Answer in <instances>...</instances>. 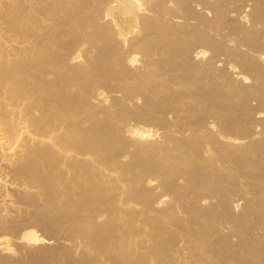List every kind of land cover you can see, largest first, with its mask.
I'll list each match as a JSON object with an SVG mask.
<instances>
[{"label": "bare ground", "instance_id": "6f19581e", "mask_svg": "<svg viewBox=\"0 0 264 264\" xmlns=\"http://www.w3.org/2000/svg\"><path fill=\"white\" fill-rule=\"evenodd\" d=\"M0 264H264V0H0Z\"/></svg>", "mask_w": 264, "mask_h": 264}, {"label": "rangeland", "instance_id": "374dc122", "mask_svg": "<svg viewBox=\"0 0 264 264\" xmlns=\"http://www.w3.org/2000/svg\"><path fill=\"white\" fill-rule=\"evenodd\" d=\"M115 15H116V17H117V19H118V22L119 23H121L122 25H125L126 24V17H125V15H124V12H123V10H119V11H115ZM208 51H206L205 53H207ZM208 54V53H207ZM254 101H257V100H253L252 102L253 103H255V105L256 104H258L257 102H254ZM259 112L261 113V114H263V111L260 109L259 110ZM133 122V121H132ZM129 131L130 132H134V133H138V134H143V135H150V136H153L154 135V132H153V130H151L152 129V127H149L148 125H143V123H136V122H133L129 127ZM152 133H153V135H152ZM14 199V198H13ZM15 200V199H14ZM12 204H15L14 202H13V200H12ZM30 220H32V219H26L25 220V222L23 223L24 224V227L26 226H28L27 227V229L25 228V230L26 231H31V232H33V233H35V234H40V235H42L43 234V231L41 230L40 231V228L38 227L37 228V225L35 224L34 225V222L33 221H30ZM32 222H33V224H32ZM27 225H26V224ZM30 223V224H29Z\"/></svg>", "mask_w": 264, "mask_h": 264}]
</instances>
